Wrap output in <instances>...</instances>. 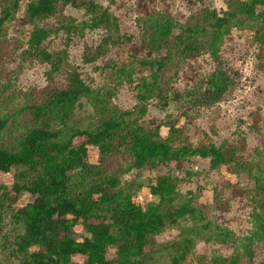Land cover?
Wrapping results in <instances>:
<instances>
[{
	"label": "trees",
	"instance_id": "obj_1",
	"mask_svg": "<svg viewBox=\"0 0 264 264\" xmlns=\"http://www.w3.org/2000/svg\"><path fill=\"white\" fill-rule=\"evenodd\" d=\"M22 1L0 0V40ZM199 1L203 7L186 23L162 10L137 18L150 31L151 46L162 54L114 63L110 86H91L79 70L70 68L66 85L45 86L22 108L23 132L13 142H5L8 119L0 118V174L14 172L12 184L0 180V264H151L159 258L169 264H242L243 256L254 257V246L264 242V166L242 161L235 147L191 143L174 115L153 127L142 123L152 99L168 98L165 76L180 61L208 53L216 63L206 87L174 97H189L187 105L200 111L221 101L234 83L221 54L226 36L233 29L257 28L264 43V0H229L222 12ZM66 6L84 8L91 15L84 25L108 32L104 44L85 62L96 61L111 43L121 40L113 35L119 31L116 16L96 0H29L25 17L35 26L30 50L51 65L50 80L61 70L66 51L51 53L44 47L52 28L39 22L61 15ZM58 29L70 33L79 26ZM12 56L0 42V64ZM135 62L150 75L136 84L137 104L122 109L113 102V91L133 82ZM84 97L94 108V119L86 125L75 117ZM184 114L190 120L189 113ZM79 138L85 140L78 144ZM89 145L98 148L97 161L90 159ZM194 157L210 159L213 168L230 167L237 178L245 175L254 181L253 222L246 234L212 220L194 192L180 190L183 164ZM120 159L130 160L123 171L158 172L146 185L156 202L142 206L138 192L144 185L122 181V168L113 165ZM26 194L33 200L19 205ZM219 201L215 190L212 202ZM79 225L83 233L76 230ZM176 227L179 234L174 239L154 245L157 235ZM211 239L233 244L235 252L220 256L214 251L209 262H200L195 249L200 241ZM80 256L83 259H75Z\"/></svg>",
	"mask_w": 264,
	"mask_h": 264
},
{
	"label": "rangeland",
	"instance_id": "obj_2",
	"mask_svg": "<svg viewBox=\"0 0 264 264\" xmlns=\"http://www.w3.org/2000/svg\"><path fill=\"white\" fill-rule=\"evenodd\" d=\"M4 2L5 0H1ZM116 16L121 37L117 44H110L107 51L92 63L85 62L99 45L104 44L108 32L104 28L87 27L91 15L84 8L66 6L61 15H56L39 25L52 28V33L44 41V47L51 53L65 52V62L60 71L52 74L51 65L43 63L30 50L29 40L34 31L25 17L29 0L21 2L16 16L6 24V35L0 40L4 49L12 53L0 64V118L8 119V135L5 142H13L23 132L24 116L21 110L29 101L34 100L39 90L47 85L64 86L67 84L69 69H77L85 81L94 87L110 86L113 81L114 63H130L135 58H153L162 54L150 44V31L137 18L155 11L171 12L177 20L186 23L193 13L203 7L199 0H96ZM229 0H205V5L219 12L228 9ZM0 6V12H1ZM61 18L63 22H61ZM78 25L79 30L67 32L58 29L61 26ZM119 34V35H118ZM260 30L233 29L226 36L221 54L223 62L233 77V85L225 97L211 106L191 109L187 104L189 97L175 99L178 93L187 94L191 89L206 87L207 79L214 72L216 63L208 53L193 60H182L167 72L168 98L156 96L151 100L149 111L142 120L145 126L153 127L167 122L169 115L179 119L189 141L195 145H216L235 147L238 156L246 163L254 162L264 166V43L259 40ZM131 37V41L127 38ZM134 62V61H133ZM133 82H125L113 91V102L122 109H131L137 104L136 84L142 76H149L150 71L134 63ZM75 111V117L86 125L94 119V108L87 97L81 99ZM188 112L189 118L184 114ZM12 135V137H10ZM85 138H79L80 144ZM90 159L97 161L98 148L88 146ZM122 168V181L142 183L138 200L144 208L157 201L148 189L149 182L158 172L131 169L130 160L120 159L113 164ZM112 165V166H113ZM182 180L179 188L182 192H194L199 197V204L212 220L232 227L239 234H246L252 227L254 181L245 175L236 177L230 167L213 168L210 159L194 157L183 164ZM13 171L1 173L0 180L7 184L13 182ZM218 193L219 203L212 202L214 191ZM33 200L26 194L19 205ZM76 230L83 233L81 225ZM179 234L178 228H169L154 239L159 246L169 242ZM254 257L243 256L242 264H262L264 261V242L254 246ZM220 256H231L235 252L233 244L219 243L216 239L200 241L195 255L201 261L209 262L213 252ZM81 260L83 258L76 257ZM192 261V259H191ZM151 264H169L166 258L156 259ZM193 264H197L196 261Z\"/></svg>",
	"mask_w": 264,
	"mask_h": 264
}]
</instances>
